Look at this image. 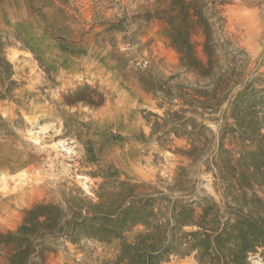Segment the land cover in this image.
I'll use <instances>...</instances> for the list:
<instances>
[{
	"label": "rangeland",
	"instance_id": "1",
	"mask_svg": "<svg viewBox=\"0 0 264 264\" xmlns=\"http://www.w3.org/2000/svg\"><path fill=\"white\" fill-rule=\"evenodd\" d=\"M205 1L213 18L217 0ZM226 1L211 21L245 52L237 65L259 100L237 119L230 109L225 131L218 112L219 121L208 122L215 135L207 138L194 129L203 121L201 110L186 112L184 129L205 143L195 157L186 153L189 136L165 135L172 128L165 111L180 109L182 101L160 107L162 99L139 81L140 73L151 70L161 79L172 77L175 96L195 93L198 86L197 75L180 67L178 52L153 18L159 0H0V28L10 41L6 55L17 83L12 97L0 100V233L17 230L38 203L97 200L100 185L116 179L160 186L161 179L173 181L180 166L189 167L196 188L187 198L213 196L228 203L224 212L243 211L264 224V0ZM119 23L124 31H106ZM193 40L205 58L202 31ZM219 166L234 176L227 190L216 184ZM141 229L129 232V240ZM119 244L87 241L79 250L60 241L41 264H103L118 254ZM9 254L0 244V264ZM249 261L264 264V247ZM165 264H198L196 251Z\"/></svg>",
	"mask_w": 264,
	"mask_h": 264
},
{
	"label": "trees",
	"instance_id": "2",
	"mask_svg": "<svg viewBox=\"0 0 264 264\" xmlns=\"http://www.w3.org/2000/svg\"><path fill=\"white\" fill-rule=\"evenodd\" d=\"M226 2H215L213 18L218 19V7ZM164 4L165 0H159L153 18L162 23L163 36L178 52L180 67L197 75L198 86L195 93L183 91L175 96L169 85L172 77L161 79L151 70L140 73L139 81L162 99L160 107L173 106V99L182 101L180 109L170 107L165 111L164 118L172 124L165 135L181 131L189 136L192 147L186 153L197 157L205 143L193 139L195 133L184 129L185 113L201 110L197 113L203 121L194 129L198 138H207L215 135L208 122H218V112H223L219 128L225 131L230 126V109L235 119L247 105L253 110L259 100L257 89L246 78L245 68L237 65L236 57L245 52L211 21L213 18L205 12V0H170L167 8ZM123 24H112L106 31H124ZM197 29L203 33L205 58L196 51L193 34ZM2 33L0 28V100L11 98L17 85L13 65L6 55L10 41L4 40ZM125 42L134 44L126 38ZM215 178L216 184L227 190L234 176L219 166ZM160 182V186H153L132 184L129 178L116 179L100 185L97 200L85 196L73 197L66 206L53 202L36 204L26 211L17 230L0 233V244L10 250L4 264H41L60 241L70 242L79 250L84 249L87 241H120L118 254L106 258L103 264H165L173 255L193 251L198 264H250V254L264 247V224L257 216L243 211L224 212L223 206L228 203L222 205L213 196L187 198L196 190L189 167L180 166L173 181ZM138 226L142 229L129 240L128 233ZM187 226L197 229L186 231Z\"/></svg>",
	"mask_w": 264,
	"mask_h": 264
}]
</instances>
